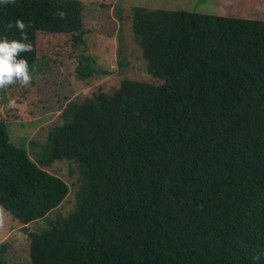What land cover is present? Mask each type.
<instances>
[{"label":"trees","instance_id":"trees-1","mask_svg":"<svg viewBox=\"0 0 264 264\" xmlns=\"http://www.w3.org/2000/svg\"><path fill=\"white\" fill-rule=\"evenodd\" d=\"M84 4H0V39L31 22L20 58L61 64L86 42ZM131 13L135 50L161 84L125 77L124 58L118 86L67 104L39 164L0 119V206L22 225L47 218L71 188L43 167L69 161L77 207L28 232L32 264H264V18Z\"/></svg>","mask_w":264,"mask_h":264},{"label":"rangeland","instance_id":"rangeland-1","mask_svg":"<svg viewBox=\"0 0 264 264\" xmlns=\"http://www.w3.org/2000/svg\"><path fill=\"white\" fill-rule=\"evenodd\" d=\"M81 1L85 2L84 27L87 35L85 44L78 48L75 57L61 64L48 59L39 60L29 68L33 80L28 87L22 88L17 84L0 90V119L7 121L14 142L24 146L36 163L42 156L49 132L63 124L62 112L67 104L82 102L98 86L104 85L105 90L118 86L123 80L120 62H124V58L130 61L125 77L161 84L145 73V61L141 59V52L135 50L133 7L264 18V0ZM88 62L92 68L101 69L103 73L89 79L79 77L78 68ZM43 169L64 179L70 185V194L47 218L27 226L0 206V219L3 221L0 226V259L6 264H32L28 232H44L48 229V221L69 215L77 207L80 178L77 166L69 161H57ZM2 245L6 248L3 249Z\"/></svg>","mask_w":264,"mask_h":264},{"label":"clouds","instance_id":"clouds-1","mask_svg":"<svg viewBox=\"0 0 264 264\" xmlns=\"http://www.w3.org/2000/svg\"><path fill=\"white\" fill-rule=\"evenodd\" d=\"M15 0H0V4H14ZM20 32L19 39H8L5 36L0 39V90H4L11 85H19L22 88L28 87L33 76L29 71L28 61L24 58H20V54L23 52H31L33 45L28 40L26 27L31 26V22L28 25L22 19H17L15 25L7 23L5 25L6 30H11L13 27ZM14 103V102H10ZM2 219H0V226H2ZM258 259V257H254Z\"/></svg>","mask_w":264,"mask_h":264}]
</instances>
